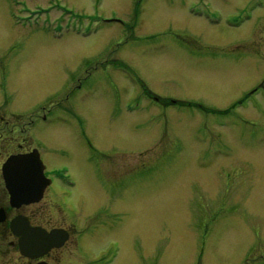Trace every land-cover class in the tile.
Returning <instances> with one entry per match:
<instances>
[{"label": "rangeland", "instance_id": "obj_1", "mask_svg": "<svg viewBox=\"0 0 264 264\" xmlns=\"http://www.w3.org/2000/svg\"><path fill=\"white\" fill-rule=\"evenodd\" d=\"M4 56L1 104L59 103V227L98 218L118 264H264V0H0Z\"/></svg>", "mask_w": 264, "mask_h": 264}, {"label": "flooded vegetation", "instance_id": "obj_2", "mask_svg": "<svg viewBox=\"0 0 264 264\" xmlns=\"http://www.w3.org/2000/svg\"><path fill=\"white\" fill-rule=\"evenodd\" d=\"M6 57L0 60L2 84L7 83L9 73ZM115 63L130 71L123 63ZM144 89L151 98L161 101L145 86ZM6 95L7 91L3 103H0V264H114L115 260V264H118V244L104 246L97 242L96 245L88 246L84 241L92 235L94 228L100 227L98 218L96 224L75 225L76 236L74 229L59 227V190L62 191L61 186L75 185V181L66 175L68 170L60 173L59 165L52 163L59 156V147L53 150L52 146L59 143V103L53 104V98L50 108L34 110V107L37 109V105H34L30 111L16 113L11 110ZM23 119L29 122L24 129H20L16 121ZM85 142L91 144V141ZM15 156H25L27 170L35 174L24 181L25 186L12 172L8 175L4 170L7 162ZM126 184L119 173L108 185L112 194H117L125 190ZM17 186L27 190L20 193L22 197L19 199L35 198L40 194L41 199L20 207L13 205L12 193H16ZM59 230L67 236L60 246L57 235L50 237ZM23 238L25 241L22 247ZM204 244L197 247L194 264H201L202 255L206 252Z\"/></svg>", "mask_w": 264, "mask_h": 264}, {"label": "water", "instance_id": "obj_3", "mask_svg": "<svg viewBox=\"0 0 264 264\" xmlns=\"http://www.w3.org/2000/svg\"><path fill=\"white\" fill-rule=\"evenodd\" d=\"M4 170H5L6 174H8V175H10L11 172L14 170L17 178L18 177L19 178H26L28 176H34V174L27 171V167L25 165V158L24 157H17V158L10 159L9 162L6 164ZM15 175L13 174V176H15ZM20 181H22V180H20ZM26 191H27L26 188L20 189L17 186L15 189L16 193H12V204L19 207L22 204L34 203V202H37L41 199V194L35 198H30V199H22L21 198V199H19V197H22V195L20 193H24ZM64 234H65L64 231L59 230L58 233H56V232L52 233L50 235V237H55L57 235L59 238V246H60L61 243H63L67 239V236ZM21 241H22V247H23L25 238H23V240H21Z\"/></svg>", "mask_w": 264, "mask_h": 264}, {"label": "bare ground", "instance_id": "obj_4", "mask_svg": "<svg viewBox=\"0 0 264 264\" xmlns=\"http://www.w3.org/2000/svg\"><path fill=\"white\" fill-rule=\"evenodd\" d=\"M117 260H115L114 264L116 263Z\"/></svg>", "mask_w": 264, "mask_h": 264}]
</instances>
